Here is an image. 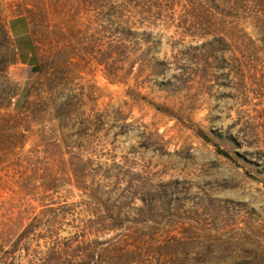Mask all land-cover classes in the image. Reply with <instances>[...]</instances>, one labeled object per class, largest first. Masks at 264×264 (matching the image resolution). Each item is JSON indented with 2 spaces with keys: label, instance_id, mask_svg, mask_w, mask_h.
I'll return each mask as SVG.
<instances>
[{
  "label": "rangeland",
  "instance_id": "obj_1",
  "mask_svg": "<svg viewBox=\"0 0 264 264\" xmlns=\"http://www.w3.org/2000/svg\"><path fill=\"white\" fill-rule=\"evenodd\" d=\"M0 264H264V0H0Z\"/></svg>",
  "mask_w": 264,
  "mask_h": 264
},
{
  "label": "trees",
  "instance_id": "obj_2",
  "mask_svg": "<svg viewBox=\"0 0 264 264\" xmlns=\"http://www.w3.org/2000/svg\"><path fill=\"white\" fill-rule=\"evenodd\" d=\"M86 247H87V244H82V245L77 246V248H79L80 250H84L86 249Z\"/></svg>",
  "mask_w": 264,
  "mask_h": 264
}]
</instances>
